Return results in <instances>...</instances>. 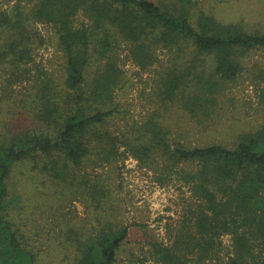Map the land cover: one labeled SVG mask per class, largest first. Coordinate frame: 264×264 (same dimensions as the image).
I'll list each match as a JSON object with an SVG mask.
<instances>
[{"label": "trees", "instance_id": "1", "mask_svg": "<svg viewBox=\"0 0 264 264\" xmlns=\"http://www.w3.org/2000/svg\"><path fill=\"white\" fill-rule=\"evenodd\" d=\"M193 4V0H34L26 8L18 0L0 10V71L9 68L13 75L32 61L28 25L32 22L55 29L65 70L61 97L48 82L36 89L40 104L32 119L35 126L7 137L0 134V264H37L21 221L15 218L20 199L10 188L14 168L26 165L52 181L72 186L74 169L89 155L88 143L116 139L101 131L117 110L114 93L123 82L116 60L106 56L112 48L109 28L132 44L131 58L142 69L155 61V49L187 48L192 61L198 55H211L213 74L232 80L242 71L236 59L239 52L264 50V32L221 23L206 13L192 19ZM79 14L83 21L77 24ZM94 52L104 56L105 62L88 86L85 76ZM191 75L187 67L167 75L160 91L162 101L180 100L181 107L193 113L211 104L205 91H213L217 84H191ZM144 127L139 157L154 152L167 167L180 162L195 165L184 180L199 200L192 231L179 229L173 244L148 241L149 257L159 264H185L194 257L204 262L216 255L220 237L229 234L233 256L224 264H264V257L256 252L259 241L264 244V124L243 134L232 147L217 143L170 146L168 131L157 122L149 120ZM127 234L126 227H107L76 239V254L67 264H114Z\"/></svg>", "mask_w": 264, "mask_h": 264}, {"label": "rangeland", "instance_id": "2", "mask_svg": "<svg viewBox=\"0 0 264 264\" xmlns=\"http://www.w3.org/2000/svg\"><path fill=\"white\" fill-rule=\"evenodd\" d=\"M16 1L0 0V10H7ZM19 1L26 8L34 4V0ZM193 2L192 19L206 13L221 23H239L245 29L264 32V0ZM76 19L77 24L83 21L81 14ZM28 25L32 32V61L15 69L13 75L9 68L0 71L2 137L35 126L32 119L40 104L35 93L43 83L48 82L60 97L64 93V59L55 29L43 22ZM109 35L112 48L106 56L116 60L123 82L114 93L117 110L101 131L116 137L114 142L88 143L89 155L81 167L74 169L72 186L52 181L26 165L15 167L11 174V191L20 199L15 218L19 224L21 221L37 264H67L76 254V239L83 240L85 235L97 234L107 227L128 229L114 264H159L149 257L147 242L173 244L179 229L192 231V217L199 213V200L184 180L185 173L195 171L196 166L180 162L167 167L164 158L154 152L140 158L137 150L145 142L140 139L145 133L144 124L154 120L168 131L170 146L189 147L212 143L232 147L243 134L264 124V50L239 52L236 59L242 66L240 75L222 80L213 74L211 55H198L192 61L187 48L155 49V61L142 69L131 58L132 44L110 28ZM104 62V56L92 53L86 85L91 84ZM186 67L192 72L191 84H217L213 91H205L211 104L194 109L195 113L181 107L180 100L163 102L160 95L166 76ZM258 244L256 252L264 257V244ZM231 256V236L225 234L220 237L215 256L204 262L189 258L185 264H224Z\"/></svg>", "mask_w": 264, "mask_h": 264}]
</instances>
